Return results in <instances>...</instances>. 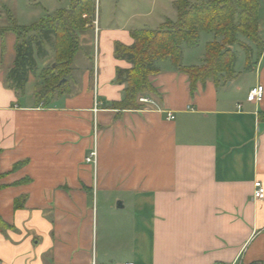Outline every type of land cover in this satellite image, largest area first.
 Wrapping results in <instances>:
<instances>
[{
    "label": "crops",
    "instance_id": "0c3cea01",
    "mask_svg": "<svg viewBox=\"0 0 264 264\" xmlns=\"http://www.w3.org/2000/svg\"><path fill=\"white\" fill-rule=\"evenodd\" d=\"M97 22L69 96L45 105L34 88L22 103L26 88L9 89L0 65V215L10 225L0 264H264V200L254 198L255 183L264 187V96L246 100L264 88V49L249 70L246 61L194 91L161 61L149 78L156 106L119 112L117 70L131 64L116 59L115 43L133 45L137 29ZM94 147L96 167L85 161Z\"/></svg>",
    "mask_w": 264,
    "mask_h": 264
},
{
    "label": "trees",
    "instance_id": "16d2710c",
    "mask_svg": "<svg viewBox=\"0 0 264 264\" xmlns=\"http://www.w3.org/2000/svg\"><path fill=\"white\" fill-rule=\"evenodd\" d=\"M176 21L166 20L158 30H134L133 45L115 43L116 59L131 64L128 70H117V83L124 84V97L114 103V109L141 110L138 102L142 97L157 94L149 78L158 72L157 64L170 59L178 71L189 76L192 84L206 79H217L219 75L231 78L236 71V55L233 48L240 46L247 55V70L250 69V50L243 44L247 40L257 49L264 44L260 37L259 0H175ZM94 0H72L70 8L56 16H47L29 27L10 26L0 29L16 35L15 59L6 77L9 89L23 95L31 75L39 71L40 63L54 58V65L40 70L38 78L44 83L40 92H35L37 103L48 105L55 96L70 94L67 77L72 76L73 66L78 58L82 35L91 29L90 19L96 15ZM201 33H208L214 39L207 44L206 54L200 66L183 65V45H197ZM263 51V50H262ZM4 53V50H2ZM209 67L201 71L204 64ZM229 78V79H230ZM23 166L15 165L14 170ZM0 172V180L2 178ZM2 189L0 185V190ZM22 207L20 201L15 209ZM0 215V231L9 229Z\"/></svg>",
    "mask_w": 264,
    "mask_h": 264
},
{
    "label": "rangeland",
    "instance_id": "374dc122",
    "mask_svg": "<svg viewBox=\"0 0 264 264\" xmlns=\"http://www.w3.org/2000/svg\"><path fill=\"white\" fill-rule=\"evenodd\" d=\"M174 0H94L96 5V15L90 19L89 23L93 28L95 22H101V28L107 25H118L137 30L148 29L158 30L159 19L166 18L170 21H176L177 12L173 6ZM194 3H200L201 0H191ZM72 0H0V29L7 30L10 26L29 27L47 16H56L60 11L70 8ZM259 22L264 23V0H259ZM4 26V27H3ZM95 27V26H94ZM2 31V30H0ZM90 31V30H89ZM214 39L212 34L201 33L197 45L188 47L183 45L185 62L199 63L200 58L206 54L207 44ZM92 34L85 32L80 40V49L78 58L73 66L69 81L70 92H73L74 83H78L80 70L82 67L81 59L85 55H90L92 49ZM243 44L250 50L251 59L256 58L257 49L253 43L242 40ZM17 43L16 35L12 32H5L3 38L0 36V65L5 68H11L15 59V44ZM98 44V36H97ZM96 44V45H97ZM4 50V53H2ZM236 55V70L242 71L246 66L247 55L240 46L233 48ZM263 45L260 47V53ZM188 59V60H187ZM2 61V64H1ZM54 65V58L40 64L39 71ZM209 63L202 66L201 71L206 70ZM37 75L31 80L26 87L25 96L21 98L22 103L30 100V92L35 88L38 93L41 91L44 83ZM223 80L229 79L227 75H219L217 78ZM56 96V93H54ZM69 96V95H67ZM29 97V98H28ZM139 102V101H138Z\"/></svg>",
    "mask_w": 264,
    "mask_h": 264
},
{
    "label": "built area",
    "instance_id": "2783aa9c",
    "mask_svg": "<svg viewBox=\"0 0 264 264\" xmlns=\"http://www.w3.org/2000/svg\"><path fill=\"white\" fill-rule=\"evenodd\" d=\"M96 31H98V22L96 21L94 24ZM263 96H264V88L263 86H257L252 88L248 95H247V102L250 104H260L263 101ZM139 103L142 105H149V106H156V103L151 99V97H142L139 100ZM241 108V105H238V109ZM175 119L173 114L168 113L167 115V120L173 121ZM95 133H96V127H95ZM87 164H91L94 167L97 165L98 161V152L97 148L94 147L89 155L85 159ZM254 198L258 201L264 200V187L260 182L255 183V193H254ZM128 264V263H127ZM260 264V263H257Z\"/></svg>",
    "mask_w": 264,
    "mask_h": 264
}]
</instances>
